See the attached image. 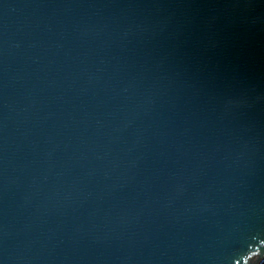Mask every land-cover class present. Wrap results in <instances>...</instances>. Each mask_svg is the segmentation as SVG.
<instances>
[{"label": "water", "instance_id": "obj_1", "mask_svg": "<svg viewBox=\"0 0 264 264\" xmlns=\"http://www.w3.org/2000/svg\"><path fill=\"white\" fill-rule=\"evenodd\" d=\"M262 261L264 0H0V264Z\"/></svg>", "mask_w": 264, "mask_h": 264}, {"label": "bare ground", "instance_id": "obj_2", "mask_svg": "<svg viewBox=\"0 0 264 264\" xmlns=\"http://www.w3.org/2000/svg\"><path fill=\"white\" fill-rule=\"evenodd\" d=\"M261 264H264V262L262 261V263Z\"/></svg>", "mask_w": 264, "mask_h": 264}, {"label": "rangeland", "instance_id": "obj_3", "mask_svg": "<svg viewBox=\"0 0 264 264\" xmlns=\"http://www.w3.org/2000/svg\"><path fill=\"white\" fill-rule=\"evenodd\" d=\"M247 262H248V260H247Z\"/></svg>", "mask_w": 264, "mask_h": 264}]
</instances>
